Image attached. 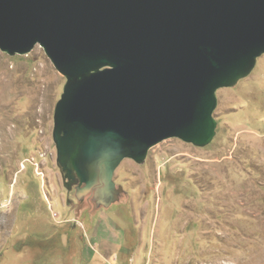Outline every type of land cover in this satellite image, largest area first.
<instances>
[{"label": "rangeland", "instance_id": "rangeland-1", "mask_svg": "<svg viewBox=\"0 0 264 264\" xmlns=\"http://www.w3.org/2000/svg\"><path fill=\"white\" fill-rule=\"evenodd\" d=\"M5 74L0 107L13 129L0 127V264H264V54L216 91L208 145L170 138L142 163L123 160L108 207L68 189L56 163L65 77L38 45L0 50Z\"/></svg>", "mask_w": 264, "mask_h": 264}, {"label": "water", "instance_id": "water-1", "mask_svg": "<svg viewBox=\"0 0 264 264\" xmlns=\"http://www.w3.org/2000/svg\"><path fill=\"white\" fill-rule=\"evenodd\" d=\"M36 45L66 79L52 132L64 185L108 207L123 160L212 141L216 91L264 54V0H0V50Z\"/></svg>", "mask_w": 264, "mask_h": 264}, {"label": "bare ground", "instance_id": "bare-ground-1", "mask_svg": "<svg viewBox=\"0 0 264 264\" xmlns=\"http://www.w3.org/2000/svg\"><path fill=\"white\" fill-rule=\"evenodd\" d=\"M8 74L1 76L0 75V81H2L3 79H8ZM7 82V81H6ZM0 101L3 103V100H7V94L6 93H1L0 92ZM4 126L9 128L8 129V133L11 134L12 133V129H13V115L10 111H7L6 109H4L2 106L0 107V127ZM1 142H2V136L0 135V150H1Z\"/></svg>", "mask_w": 264, "mask_h": 264}, {"label": "flooded vegetation", "instance_id": "flooded-vegetation-1", "mask_svg": "<svg viewBox=\"0 0 264 264\" xmlns=\"http://www.w3.org/2000/svg\"><path fill=\"white\" fill-rule=\"evenodd\" d=\"M41 226H43V223L42 222H40V220H39V224H38V227H41ZM49 226H51L53 229L55 228V225H49ZM46 240V239H45Z\"/></svg>", "mask_w": 264, "mask_h": 264}]
</instances>
